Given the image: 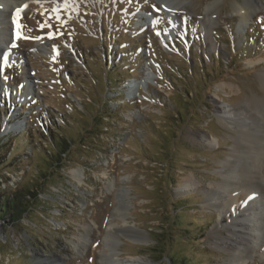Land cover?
<instances>
[{"label": "rangeland", "instance_id": "rangeland-1", "mask_svg": "<svg viewBox=\"0 0 264 264\" xmlns=\"http://www.w3.org/2000/svg\"><path fill=\"white\" fill-rule=\"evenodd\" d=\"M13 2L0 195L36 198L0 222V264H112L113 247L146 264H264L260 185L261 244L239 263L221 246L233 211L207 195L236 137L220 112L264 96V0Z\"/></svg>", "mask_w": 264, "mask_h": 264}, {"label": "bare ground", "instance_id": "bare-ground-1", "mask_svg": "<svg viewBox=\"0 0 264 264\" xmlns=\"http://www.w3.org/2000/svg\"><path fill=\"white\" fill-rule=\"evenodd\" d=\"M11 4H14L13 0H0V7L3 8L0 11V47L2 46L0 48V59L6 55L4 50L8 47L10 33L7 29V18L9 16L7 13ZM173 5L170 17L178 20L179 9L175 7H178V5L182 6V4L174 3ZM254 8L252 7V9ZM244 10H246V7ZM250 10H246L242 14V23H246L251 17L252 13ZM261 78L264 91V75ZM26 91L23 94H26ZM220 114L219 119L221 122L234 132L236 137L234 138L232 149L223 161V167L220 172L221 181L217 182L215 189L207 195L210 205L215 204L221 213L233 211L231 228L228 231L229 235L223 239L221 246H223L222 248L225 251L229 252L231 262L239 263L251 252L253 247L257 248L260 246L261 241L258 235L262 236L263 232L261 227V220L264 218L262 215L263 211L257 209L256 212H252V210H255L253 197L256 194L253 190H255L256 183L260 185L259 188L262 190L264 199V173L258 171L260 168L264 171V96L262 98H247L236 108L221 111ZM9 128L11 127H6L4 132H7ZM202 140L205 142L204 139ZM79 176L77 172L74 173L75 178ZM186 184L191 185L193 183L191 180L186 179ZM243 189L249 193L250 199L247 204L237 207V197ZM262 205L264 206V201ZM250 217L255 222L253 225L248 223ZM81 240L80 238L79 242ZM117 254L118 251L113 247L112 262L114 264H146L139 259H126L124 261L117 258Z\"/></svg>", "mask_w": 264, "mask_h": 264}, {"label": "trees", "instance_id": "trees-1", "mask_svg": "<svg viewBox=\"0 0 264 264\" xmlns=\"http://www.w3.org/2000/svg\"><path fill=\"white\" fill-rule=\"evenodd\" d=\"M188 34L186 37L188 38ZM110 74L115 71H109ZM109 76V73H108ZM110 78V77H109ZM2 146V145H1ZM62 154H55L51 151V156L54 157L56 162H61ZM1 196V195H0ZM36 195L31 193L29 195H22L19 192L9 194L7 196L0 197V222L13 223L14 221L20 220L24 214L27 213L28 209L31 208L30 199L35 201Z\"/></svg>", "mask_w": 264, "mask_h": 264}]
</instances>
